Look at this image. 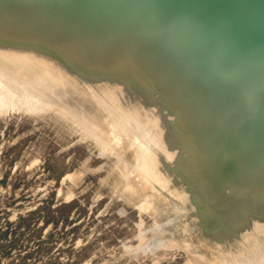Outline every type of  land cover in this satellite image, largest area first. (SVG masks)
<instances>
[{"label": "bare ground", "instance_id": "1", "mask_svg": "<svg viewBox=\"0 0 264 264\" xmlns=\"http://www.w3.org/2000/svg\"><path fill=\"white\" fill-rule=\"evenodd\" d=\"M181 1L174 4L184 9ZM170 2L0 0V103L5 86L33 90L29 107L56 108L118 155L116 184L129 193L136 192L132 178L171 193V184L196 188L189 178L201 166L227 165L222 143L211 148L206 140L232 124L240 163L249 169L244 179L227 180L246 198L219 264H264V37L250 50L258 27L244 26L247 20L224 29L225 11L216 21L203 12L182 27ZM164 4L168 9L159 10ZM220 55L236 56V69L216 64ZM114 129L119 135L108 141ZM145 204L165 207L158 198Z\"/></svg>", "mask_w": 264, "mask_h": 264}, {"label": "rangeland", "instance_id": "2", "mask_svg": "<svg viewBox=\"0 0 264 264\" xmlns=\"http://www.w3.org/2000/svg\"><path fill=\"white\" fill-rule=\"evenodd\" d=\"M239 9L237 25L249 20L244 26L263 27L249 47L257 50L264 37V0H245ZM216 64L232 70L239 59L220 55ZM8 89L3 87L0 103V264L221 263L219 248L235 224L241 226L238 213L246 198L227 180L235 174L244 179L249 169L240 163L232 124L222 136L206 140L211 148L222 143L227 165L201 166L195 178L187 177L190 185L205 188L171 184V193L132 178L129 188L136 192L129 193L116 184V153L56 108L29 107L33 90ZM114 133L119 135L114 129L106 139L115 140ZM111 143L110 149L116 147ZM147 198L161 199L164 209L149 207Z\"/></svg>", "mask_w": 264, "mask_h": 264}, {"label": "water", "instance_id": "3", "mask_svg": "<svg viewBox=\"0 0 264 264\" xmlns=\"http://www.w3.org/2000/svg\"><path fill=\"white\" fill-rule=\"evenodd\" d=\"M141 1L149 4L150 7L155 5V0H141ZM170 1L171 2L169 5L175 6V8L173 9L174 12H173L172 18L176 19L178 23L180 24V26L184 27V25H186L185 24L186 20L190 23V19H193V20L197 19L198 16L200 17V14L203 12H206L207 14L209 13V15L213 17L215 20L216 15H219L221 11L222 12L225 11L226 13L229 14V17L226 18L225 21L222 22V25H221L222 27L224 26V29H225L226 26H230L232 24L237 25V20L240 18L238 17V15H241V11L239 9L240 4L245 0H230V1L225 0L224 3H221V0H182V1L181 0H170ZM176 1H181L182 3L180 5L186 11L182 9L181 7H179L177 4H174ZM157 7L159 8V10L168 9L167 4L160 5ZM182 12L184 13L182 14ZM187 12H190L191 14H188ZM187 15H190V17L188 18ZM185 16H187L186 17L187 19L185 18ZM259 29L260 27L257 30ZM262 29L263 27L260 29V31H262Z\"/></svg>", "mask_w": 264, "mask_h": 264}]
</instances>
